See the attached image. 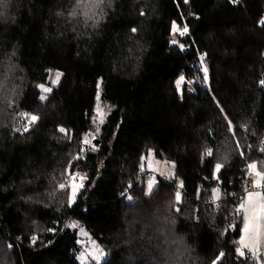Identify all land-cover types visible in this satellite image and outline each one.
<instances>
[{"label": "trees", "instance_id": "1", "mask_svg": "<svg viewBox=\"0 0 264 264\" xmlns=\"http://www.w3.org/2000/svg\"><path fill=\"white\" fill-rule=\"evenodd\" d=\"M263 11L264 0H0V264H81L73 221L105 249L100 264H255L238 252L241 221L225 229L231 201H204L216 186L237 195L251 162L264 169ZM54 69L64 74L43 100ZM99 83L112 110L98 124ZM150 148L174 162L180 200L176 178L147 193Z\"/></svg>", "mask_w": 264, "mask_h": 264}, {"label": "rangeland", "instance_id": "2", "mask_svg": "<svg viewBox=\"0 0 264 264\" xmlns=\"http://www.w3.org/2000/svg\"><path fill=\"white\" fill-rule=\"evenodd\" d=\"M264 18V17H263ZM175 28L173 27V36L180 32L176 23ZM173 24V25H174ZM175 38L172 42H175ZM60 74L59 80L56 79L57 74ZM64 72L60 69H54L49 73L48 80L45 83L40 84V98L46 99L49 93L52 91L53 87L59 84ZM204 80L207 79V70H205ZM199 79V78H198ZM201 79V78H200ZM187 79L181 75L178 79V86L181 89L186 83ZM197 81V78H193L189 81L190 84ZM43 86V87H41ZM45 88L51 89V91H45ZM102 86L99 83L98 91L96 95V121L99 123L103 122L105 118L109 115L112 107L101 98ZM27 116L26 127H29L34 121L32 117L36 115L25 111ZM251 165H255V169L250 167V171L255 176L256 188L246 192L241 200L238 202V209L241 211V226H240V236L238 238V252L247 255L248 252H254L258 256L255 260V264H264V169L260 167L258 162H251ZM142 167L149 173L154 172L159 176H169L173 179L176 178L177 185L179 187L183 186L182 180L176 176L175 164L173 161L162 158L156 155L155 151L150 148L142 158ZM161 177L149 176L146 178V191L149 193L152 188L159 183ZM85 181V176L82 173H78V176H73L70 178L69 182V203L73 204L82 188L83 182ZM177 200L181 199V191L176 186ZM213 196L219 198L222 196V191L219 186L213 188ZM251 196V199L249 197ZM71 222V225L78 228V234H82V242L80 239V252L79 260L81 264H87L92 262V264H100L106 256L105 249L97 243L92 237L86 232V230L79 226V224ZM251 223V226L246 230V225ZM90 238H88L87 234Z\"/></svg>", "mask_w": 264, "mask_h": 264}, {"label": "built area", "instance_id": "3", "mask_svg": "<svg viewBox=\"0 0 264 264\" xmlns=\"http://www.w3.org/2000/svg\"><path fill=\"white\" fill-rule=\"evenodd\" d=\"M262 16H264V11L262 12ZM262 148L264 149V141L262 143ZM152 176L154 175V172H151ZM161 178L164 181H171L170 177L165 175V176H161ZM179 187V185H178ZM256 188V184H255V176L253 175V173L250 171V164H248V170L246 171L244 180H243V184H242V189L241 191L236 195V194H232V195H228L226 193H223L221 197L216 198V197H212L209 196L207 199H205V203L210 204L212 207H214V209L219 210L221 209V205L222 204H226L228 201L230 202V206L227 208L229 209L226 213H225V222H226V230H233L235 228V225L241 221V214H240V210L238 209V202L241 200L242 196L248 192L251 191L253 189ZM179 189L182 191V193H184L185 188L183 186L179 187ZM264 190V188H263ZM199 200V199H198ZM65 221V222H64ZM64 224H62L63 222H55V225H63V227H66L69 224V220H64ZM236 241L238 240L237 238L235 239ZM247 255L252 258V259H256L257 258V254L254 252H248Z\"/></svg>", "mask_w": 264, "mask_h": 264}, {"label": "snow or ice", "instance_id": "4", "mask_svg": "<svg viewBox=\"0 0 264 264\" xmlns=\"http://www.w3.org/2000/svg\"><path fill=\"white\" fill-rule=\"evenodd\" d=\"M173 27L175 28V24L173 25ZM186 30H187V29H185V31H186ZM133 31H135V29H133ZM59 76H60V74L58 73V74H57V77H56L57 80H59ZM178 83H179V82H178ZM41 87H43V86H41ZM44 90H45V91H51V89H49V88H45ZM36 119H37V117H35V116L32 117V120H33V121L36 120ZM61 131H63V129H61ZM85 143H88V141L86 140ZM217 167L219 168V165H218ZM250 167H252L253 169H255L256 166H255V165H251ZM62 187H63V185H62ZM249 199H251V196L249 197ZM250 226H251V223L249 222V224L246 225V230H247Z\"/></svg>", "mask_w": 264, "mask_h": 264}, {"label": "water", "instance_id": "5", "mask_svg": "<svg viewBox=\"0 0 264 264\" xmlns=\"http://www.w3.org/2000/svg\"><path fill=\"white\" fill-rule=\"evenodd\" d=\"M100 145H101L100 139L98 137H96L94 139V146L99 147Z\"/></svg>", "mask_w": 264, "mask_h": 264}]
</instances>
